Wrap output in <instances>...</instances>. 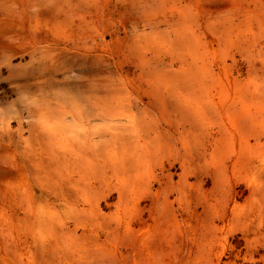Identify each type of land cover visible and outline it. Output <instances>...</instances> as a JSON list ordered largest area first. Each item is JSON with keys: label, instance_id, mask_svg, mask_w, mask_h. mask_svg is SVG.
<instances>
[{"label": "rangeland", "instance_id": "obj_1", "mask_svg": "<svg viewBox=\"0 0 264 264\" xmlns=\"http://www.w3.org/2000/svg\"><path fill=\"white\" fill-rule=\"evenodd\" d=\"M0 264H264V0H0Z\"/></svg>", "mask_w": 264, "mask_h": 264}]
</instances>
